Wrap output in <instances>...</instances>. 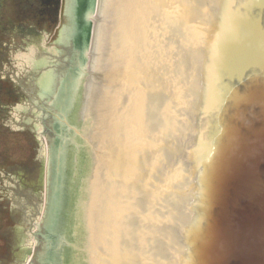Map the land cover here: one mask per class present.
Returning a JSON list of instances; mask_svg holds the SVG:
<instances>
[{
    "label": "water",
    "instance_id": "1",
    "mask_svg": "<svg viewBox=\"0 0 264 264\" xmlns=\"http://www.w3.org/2000/svg\"><path fill=\"white\" fill-rule=\"evenodd\" d=\"M46 264H264V0H86Z\"/></svg>",
    "mask_w": 264,
    "mask_h": 264
},
{
    "label": "rangeland",
    "instance_id": "2",
    "mask_svg": "<svg viewBox=\"0 0 264 264\" xmlns=\"http://www.w3.org/2000/svg\"><path fill=\"white\" fill-rule=\"evenodd\" d=\"M69 3L70 0L61 1V26L55 32H21L18 38L3 40L8 47L0 60V77L7 86H14L18 102L0 115V136L6 131H24L33 140L35 160L28 178L16 171L11 181L5 175L0 183V190L9 194L12 218L9 227H2L0 221V247L7 246L12 254L9 262L0 257V264H46L48 259L45 217L54 191L60 137L55 125L66 108L64 98L71 95L62 93L63 80L68 86L77 69V48L61 34L71 23ZM48 74L51 89L44 91L41 81Z\"/></svg>",
    "mask_w": 264,
    "mask_h": 264
},
{
    "label": "flooded vegetation",
    "instance_id": "3",
    "mask_svg": "<svg viewBox=\"0 0 264 264\" xmlns=\"http://www.w3.org/2000/svg\"><path fill=\"white\" fill-rule=\"evenodd\" d=\"M62 0H0V60H3L4 42L9 37H20L21 32H55L61 26L60 5ZM17 37V38H18ZM13 42H16L12 39ZM5 82V81H4ZM0 77V115L18 102V92L13 85L4 84ZM24 131L11 130L0 136V183L3 177L11 181L16 171L28 178L35 160L34 143ZM4 188V184H1ZM5 188H9L5 186ZM10 189V188H9ZM13 189V188H12ZM6 192V189L5 191ZM0 221L2 227H9L10 216L9 194L0 190ZM7 194V195H5ZM8 223V224H7ZM7 224V225H6ZM11 250L0 247V257L9 262Z\"/></svg>",
    "mask_w": 264,
    "mask_h": 264
},
{
    "label": "bare ground",
    "instance_id": "4",
    "mask_svg": "<svg viewBox=\"0 0 264 264\" xmlns=\"http://www.w3.org/2000/svg\"><path fill=\"white\" fill-rule=\"evenodd\" d=\"M85 4H86V0H70L69 6H68V14L71 17V23L69 24L70 26L68 27V29L67 28L65 30L63 29V31L61 32L62 38H65L66 36H68V40L70 39V41L72 42V44H74L76 48H83L82 45L79 43V38H80V32H81V27H82ZM51 81L52 80L49 74L46 75L45 78L42 79L41 84H42V88L44 91H49L51 89V83H52ZM73 82H77V69L73 71L72 81L68 86L66 84L67 83L66 80H63V85H62L63 92L62 93L64 95H68L69 97V95L71 94L69 92V88L70 90L73 89V85H72ZM63 102L66 108L63 111H61L62 113H60L59 116L69 114L66 102H71V95L69 99H66L65 97ZM55 128L58 131L59 136H60L59 139L57 140L58 147H57V152H56L58 167H57L56 178L54 181L53 196L50 202V207L48 208L49 212H48V215L46 216L47 218L45 217L46 219L45 226L47 229H49L48 230L49 234L52 236H55L56 210H57L59 172H60L62 134H63V127H57V124H56ZM35 242H37V240H35ZM47 257L48 259H52L49 255Z\"/></svg>",
    "mask_w": 264,
    "mask_h": 264
}]
</instances>
